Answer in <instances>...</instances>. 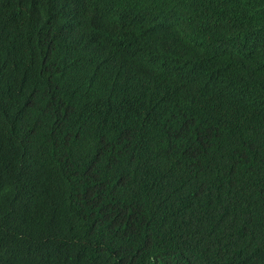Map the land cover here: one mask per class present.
Returning a JSON list of instances; mask_svg holds the SVG:
<instances>
[{"label":"trees","instance_id":"trees-1","mask_svg":"<svg viewBox=\"0 0 264 264\" xmlns=\"http://www.w3.org/2000/svg\"><path fill=\"white\" fill-rule=\"evenodd\" d=\"M0 264H264V0H0Z\"/></svg>","mask_w":264,"mask_h":264}]
</instances>
